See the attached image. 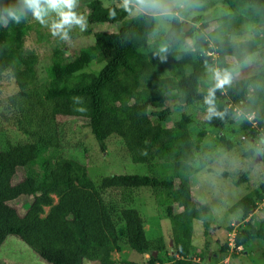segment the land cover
I'll use <instances>...</instances> for the list:
<instances>
[{"label":"trees","instance_id":"1","mask_svg":"<svg viewBox=\"0 0 264 264\" xmlns=\"http://www.w3.org/2000/svg\"><path fill=\"white\" fill-rule=\"evenodd\" d=\"M219 1L234 20L221 36L208 42L206 21L194 29L173 16L162 37L150 42L153 14L132 13V4L104 7L101 0H88L87 24H115V31H94L91 43L70 54L56 41L39 78L38 56L24 46L34 26L27 19L20 24L6 16L0 19V84L9 76L15 88L5 97L4 109L13 112L12 127L24 136L0 147V244L13 236L48 264H115L111 253L120 246L148 254L141 264H198L190 257L196 250L192 222L209 206L194 198L190 179L210 161L202 145L206 131L191 132V119L183 110L194 104L204 108L202 123L225 151L233 143L224 131L241 117L244 135L253 144L243 155L251 162L258 156L264 164V0ZM12 3L15 0H0V16ZM198 19V14L192 16L191 23ZM34 30L38 33L37 27ZM244 34L247 38L237 39ZM256 47L262 59L252 71L215 88V78L206 73L211 58L217 69L229 73ZM94 64L97 70L85 71ZM80 107L85 111H76ZM175 111L180 117L168 124ZM62 117L84 120L100 151L115 135L130 161L143 164L147 173H111L95 184L84 164L62 152ZM18 169L22 176L14 181ZM248 175L246 168L233 184L247 182ZM141 187L150 189L155 205L170 221V250H164L159 233L146 238L144 220L134 206L135 191ZM260 203L263 211L257 215ZM234 209L239 218H247L248 226L226 227L233 233V249L264 240V175L235 201ZM203 226L204 233L208 224ZM227 245L223 243V252Z\"/></svg>","mask_w":264,"mask_h":264},{"label":"rangeland","instance_id":"2","mask_svg":"<svg viewBox=\"0 0 264 264\" xmlns=\"http://www.w3.org/2000/svg\"><path fill=\"white\" fill-rule=\"evenodd\" d=\"M88 0H78L76 11L86 15V2ZM104 7L124 3V0H101ZM139 0H130L134 11L149 12L154 15L155 29L149 37V41L159 40L169 25L171 17L175 16L185 23V27L194 25V29L199 24L206 21L208 32V42L211 38L221 36L228 27L234 23L230 16L229 9L219 0H150L147 3H138ZM131 13V14H132ZM198 14L199 19L195 24L191 23V17ZM50 16L49 21L53 19ZM27 21L38 28L37 32L30 30L24 39V46L33 49L37 54V78L43 76L42 66L48 60L51 46L59 41L65 46L62 48L68 54L75 52L79 47L92 42V33L96 30L115 31V24L97 23L95 25L86 24L82 31L79 28L69 29L68 38L61 39L53 36L49 28L41 25L27 16ZM37 36L40 37L37 38ZM42 36V37H41ZM45 37V38H44ZM247 34L240 35L237 39H245ZM56 39V40H55ZM38 40V41H37ZM55 40V41H54ZM192 42V39H190ZM262 56L256 47L252 54L246 57L240 64H233L229 70L231 78H237L250 73L253 64H256ZM98 64L90 66L87 72L97 70ZM220 71L215 66L213 58L206 66V73L209 78H214V72ZM221 72V71H220ZM223 74V72H221ZM15 91L12 80L5 76L0 84V147H5L7 141L15 143L24 138L12 127L13 113L4 109V99L7 95ZM171 100L168 101V104ZM191 119L188 128L191 132L204 129L206 135L202 140L204 151L208 156V162L190 179V189L194 198L209 206L208 212L201 219H194L191 228V242L196 250L190 255L191 260L197 263L198 259L203 264H264V240L253 239L245 247H233L223 252V243L228 241L226 227L248 226L245 224L247 218H239L240 214L234 209L235 201L243 194L254 188L264 175V164H261L256 156L252 162L243 155L247 148L253 149L252 140H247L244 134L247 128L241 126V117H236L231 125L224 131L226 138L231 140L233 148L225 151L223 146L217 141L215 133L203 125L202 119L204 108L199 104L191 105L183 110ZM178 111L173 112L167 119L168 124L177 120L180 116ZM246 117L250 118L249 115ZM61 136L60 144L65 156L78 160L87 168L88 176L96 184L98 179L107 174L147 173L146 167L140 163H133L128 158L121 140L115 135H111L105 140V150L100 151L96 141L88 131L84 120L62 117L60 118ZM259 137V136H258ZM201 156V154H199ZM211 157V158H209ZM213 160V161H212ZM215 160V162H214ZM212 161V163H211ZM210 167V171L206 168ZM246 168L249 169L248 181L238 186L233 184V180ZM227 170L228 176H221L220 171ZM22 171L18 169L17 180L21 178ZM134 206L139 215L144 220V230L146 238H153L157 233L162 236L164 250L172 248L170 237V221L162 215L161 208L155 205L154 198L149 188H138L134 195ZM46 210V208H45ZM257 215L262 213V203L254 210ZM251 220V219H250ZM203 222L208 224L207 230L203 233ZM202 250V251H201ZM206 253V256L203 253ZM163 252H160L161 255ZM115 264L127 261L130 264L144 263L148 254H139L126 246H120L118 252L111 253ZM202 256V257H201ZM203 258V259H201ZM198 261V264H200ZM0 264H48L40 259L33 251L24 245L19 239L8 236L0 244ZM81 264H96L95 262H83ZM158 264V263H157Z\"/></svg>","mask_w":264,"mask_h":264},{"label":"clouds","instance_id":"3","mask_svg":"<svg viewBox=\"0 0 264 264\" xmlns=\"http://www.w3.org/2000/svg\"><path fill=\"white\" fill-rule=\"evenodd\" d=\"M129 2L130 0H124L125 6ZM139 2L144 4L149 0H139ZM77 7L78 0H15V3L2 9L3 16H0V19L6 16L11 22L20 24L30 14L32 19L48 27L53 36H59L61 39L66 40L69 29L75 27L83 31L86 28L87 20L76 11ZM50 16L54 18L49 21ZM214 78L215 88H223L226 84H230L232 79L229 73L221 74L218 70L214 72ZM214 91L215 89L210 91L209 95L214 94ZM206 102L211 103V100ZM76 111L83 112L85 109L80 107ZM232 237L233 233L231 232L227 237L229 248L232 247ZM200 264L203 263L200 262Z\"/></svg>","mask_w":264,"mask_h":264},{"label":"water","instance_id":"4","mask_svg":"<svg viewBox=\"0 0 264 264\" xmlns=\"http://www.w3.org/2000/svg\"><path fill=\"white\" fill-rule=\"evenodd\" d=\"M185 23H186V22H183V25H184V26H185ZM257 157H258V156H257ZM155 254H156V252L153 251V252H152V255L155 256Z\"/></svg>","mask_w":264,"mask_h":264}]
</instances>
